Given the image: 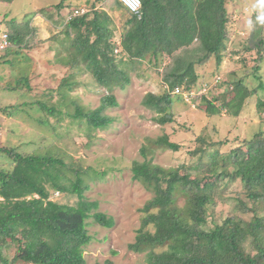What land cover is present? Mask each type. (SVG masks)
I'll use <instances>...</instances> for the list:
<instances>
[{"label": "trees", "instance_id": "16d2710c", "mask_svg": "<svg viewBox=\"0 0 264 264\" xmlns=\"http://www.w3.org/2000/svg\"><path fill=\"white\" fill-rule=\"evenodd\" d=\"M72 1L57 0L50 9L24 16L27 32L30 18L42 11L50 14L55 10L57 16L65 17L60 21L64 23L61 27L50 21L56 32L52 30L49 41L54 45L51 46L54 65L71 69L72 74L61 79L62 85L53 96L36 102L37 110L45 118L43 123L49 124L53 133L61 127L69 134L68 124L77 121L83 122L76 129H82L85 137L110 127L114 120L105 112L118 103L109 93L114 88H125L130 82V71L142 74L143 63L163 65L159 73L165 90L161 94H147L142 105L156 114V124L171 123L175 99L183 93L189 94L193 88L198 92L208 85L198 69L206 67L212 58L216 68L220 67L227 53L229 36L224 5L228 0H141L137 15L125 9L118 42L113 40L114 20L104 10L95 9L96 3H93L84 9L85 13L74 14L68 11L74 9L70 8ZM113 1L117 2L112 0L111 4ZM0 2L12 4L14 0ZM261 13H264L263 7ZM15 21L18 18L10 21L9 29L13 30L4 33L10 42L4 50L6 56L1 57V60L5 58V74L8 70L14 73L16 56L27 48L22 44L24 36L15 30L19 24ZM260 24L245 49L256 52V64L262 60L264 46V22ZM78 73L91 75L90 85L99 86L107 93L100 97L96 109H76L65 114L53 103L59 97L64 101L69 89L79 85L75 79ZM31 75L28 73L18 80L11 90L21 91L27 86L31 91ZM241 82L235 78L231 83L217 82L218 88L227 83L226 87L231 88H226L222 97L235 93L229 102L204 93L193 98L194 102L204 105L203 110L209 117L222 111L237 117L245 100ZM256 107L262 112L264 103L258 101ZM16 108L9 105L5 112ZM196 142L191 155L198 156L176 168L165 169L147 160L132 163V180L141 183L152 197L139 210L140 225L134 242L128 245L129 251L146 252V264H264V215L255 214L246 227L234 218L220 224L208 221L213 206L211 194L221 180L239 179L249 199L264 202V137L258 133L250 142H243L245 150L238 146L226 154H221L217 147H228L227 140L213 143L207 136H199ZM153 143L173 153L180 150L179 144L172 143L166 135ZM16 151L15 147L0 144V158L6 156L9 160L0 166V264H86L83 248L90 240L86 220L92 218L106 229L114 226L113 218L96 211L98 202L84 195L89 188L86 177L93 179L97 172L74 167L50 155ZM141 153L146 157L144 147ZM53 195H63L67 203L52 200ZM240 204L246 211L254 212L246 204ZM245 242L249 243V249ZM12 246L16 251L9 258L5 250ZM103 264L113 262L107 260Z\"/></svg>", "mask_w": 264, "mask_h": 264}, {"label": "rangeland", "instance_id": "374dc122", "mask_svg": "<svg viewBox=\"0 0 264 264\" xmlns=\"http://www.w3.org/2000/svg\"><path fill=\"white\" fill-rule=\"evenodd\" d=\"M56 2L57 0H14L12 4L0 2V36L13 30L9 29L10 21L18 18L15 22L19 24L14 23L15 30L17 28L21 32L24 36L22 44L27 46L22 49L21 55L16 56L13 74L8 69L5 74V58L1 60V57H5L6 52L0 51V144L3 142L4 146L15 147L21 154L50 155L74 167L96 171L97 175L93 179L86 177L89 188L84 195L90 201L98 202L96 211L107 218H113L114 226L106 229L92 218L86 220L87 235L90 237L83 248L86 264H103L107 260L113 264H146V252L139 254L128 249V245L134 242L140 225L139 210L152 197L141 183L132 180V163L147 160L152 165L165 169L176 168L198 156L191 154L197 146L199 136H207L213 143L227 140L230 143L228 147H217L221 154L238 146L245 150L243 142H250L258 133L264 137V110L261 112L256 107L258 101L264 103V46L259 64L255 62V51H245L250 38L256 36L254 31H258L260 21L264 22V13H261L264 0H228L225 3L229 40L223 62L216 68L212 58L206 67L198 69V74L204 76L202 80L208 85L198 92L193 88L189 94H182L175 99L171 106V123L163 126L156 124V114L142 105L147 94H161L165 90L159 73L162 72L163 65L155 67L150 63H143L140 68L142 74L130 71V82L125 88H114L109 93L115 96L118 105L108 109L105 114L113 118L114 122L104 130H96L91 137H85L82 129H76L82 121L68 124L71 130L69 134L64 133L61 127L53 133L49 124L43 123V114L37 110L36 102L53 96L62 85L61 79L72 74L71 69L54 65L51 55V46L54 45L49 41L52 30L56 32L50 21L61 27L64 23L62 21L60 24V21L65 20V17L57 16L55 10L50 14L42 11L30 18V31L27 32L24 29L27 20L24 16L43 8L50 9L51 4ZM93 3L92 0H73L70 8L74 9L68 11L81 15ZM122 15L115 17L114 42L119 41L121 23L124 20ZM16 48L12 46L13 50ZM164 61L166 65L168 59L165 58ZM257 66L258 70H255ZM28 73L32 74L29 79L31 91L27 90V86L22 87L21 91L11 90ZM234 78L242 81L245 94L237 117H230L225 111L209 117L203 110L204 105L194 102L203 93L208 97L220 96L223 102L233 100L234 92L221 96L226 92L228 83L218 88L217 82L228 80L231 83ZM75 79L79 85L69 89L64 101L60 97L54 101L55 107L65 114H71L76 109H96L100 105V97L107 92L99 86L90 85L92 76L89 74L78 73ZM200 82L201 80L198 85ZM227 89L231 88L228 86ZM9 105L17 108L10 109V113L5 112ZM163 135L168 136L172 143L179 144L180 150L177 153L153 143ZM142 147L145 148L146 157L141 153ZM212 150L213 148L209 151ZM8 161L6 156L5 159L1 157L0 166L3 167ZM211 196L213 206L208 221L220 224L228 218H234L241 226L246 227L255 214L259 217L264 215V202L249 199L239 179L233 182L221 180ZM51 199L67 203L63 195H53ZM240 202L254 212L246 211ZM183 203L184 201L179 205L182 206ZM245 245L250 248L249 243L245 242ZM15 251L16 247L12 246L5 250V254L10 258Z\"/></svg>", "mask_w": 264, "mask_h": 264}, {"label": "crops", "instance_id": "0c3cea01", "mask_svg": "<svg viewBox=\"0 0 264 264\" xmlns=\"http://www.w3.org/2000/svg\"><path fill=\"white\" fill-rule=\"evenodd\" d=\"M84 1H87V0H84ZM92 1H95L94 3H96V5H97L95 9L104 10L114 20V22H115V17H119L120 15H122V13L124 14V12L127 13L125 11L126 8H124L120 2L119 3L122 6L117 3L118 0H117V2L113 1V4H111L112 0H92ZM108 2H110V3H108ZM98 5H99V7H98ZM183 94H186V93H183Z\"/></svg>", "mask_w": 264, "mask_h": 264}, {"label": "built area", "instance_id": "2783aa9c", "mask_svg": "<svg viewBox=\"0 0 264 264\" xmlns=\"http://www.w3.org/2000/svg\"><path fill=\"white\" fill-rule=\"evenodd\" d=\"M119 2L131 13L138 14L141 9L140 0H119ZM8 46H10V42L7 40V36L5 34L0 36V51H4ZM175 93L178 94L179 90L176 89Z\"/></svg>", "mask_w": 264, "mask_h": 264}, {"label": "clouds", "instance_id": "9594fccd", "mask_svg": "<svg viewBox=\"0 0 264 264\" xmlns=\"http://www.w3.org/2000/svg\"><path fill=\"white\" fill-rule=\"evenodd\" d=\"M140 2H141V0H140ZM124 7V6H123ZM125 8V7H124ZM128 11V10H127ZM129 12V11H128ZM130 13V12H129ZM131 14V13H130ZM133 15H137V14H133Z\"/></svg>", "mask_w": 264, "mask_h": 264}]
</instances>
